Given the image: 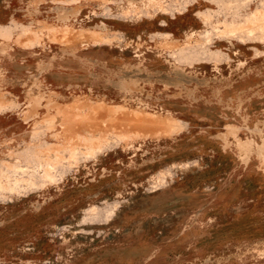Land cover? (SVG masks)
Listing matches in <instances>:
<instances>
[{
  "label": "rangeland",
  "instance_id": "374dc122",
  "mask_svg": "<svg viewBox=\"0 0 264 264\" xmlns=\"http://www.w3.org/2000/svg\"><path fill=\"white\" fill-rule=\"evenodd\" d=\"M0 264H264V0H0Z\"/></svg>",
  "mask_w": 264,
  "mask_h": 264
},
{
  "label": "crops",
  "instance_id": "0c3cea01",
  "mask_svg": "<svg viewBox=\"0 0 264 264\" xmlns=\"http://www.w3.org/2000/svg\"><path fill=\"white\" fill-rule=\"evenodd\" d=\"M22 26H24L23 24H22ZM37 46L38 45H35V46H31V47H25V48H23V50H26V51H33V50H35L36 48H37ZM29 63V61H26L25 59L23 60L22 59V65H27ZM24 69H26V67H24ZM56 70H58L57 68H55ZM48 72V71H47ZM26 73V72H25ZM26 75H28V74H26ZM42 77H43V75H41ZM46 80H47V76H46V78H45Z\"/></svg>",
  "mask_w": 264,
  "mask_h": 264
}]
</instances>
